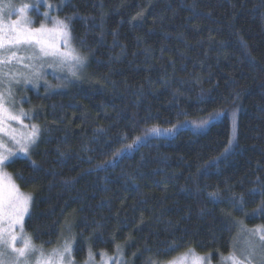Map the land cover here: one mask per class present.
Masks as SVG:
<instances>
[{
	"label": "trees",
	"instance_id": "16d2710c",
	"mask_svg": "<svg viewBox=\"0 0 264 264\" xmlns=\"http://www.w3.org/2000/svg\"><path fill=\"white\" fill-rule=\"evenodd\" d=\"M60 2L90 74L29 92L42 137L8 168L28 235L79 262L119 246L125 264L218 263L264 227V0Z\"/></svg>",
	"mask_w": 264,
	"mask_h": 264
},
{
	"label": "snow or ice",
	"instance_id": "6c2138e0",
	"mask_svg": "<svg viewBox=\"0 0 264 264\" xmlns=\"http://www.w3.org/2000/svg\"><path fill=\"white\" fill-rule=\"evenodd\" d=\"M49 7H51L49 5ZM29 5L25 4L19 8H14L11 3L3 2L0 0V13L5 12L7 9H13V11L19 14L20 19L10 22H5L0 18V74L8 76L9 73L6 70L13 62L23 65L26 68H31L32 64H25V59L30 61L42 60L46 57H54L58 61L59 66L62 68L68 65L69 71L73 76L76 75L75 68L85 63L86 57L81 56L74 47H72L70 41L72 39L69 24L65 20H55L53 29H48L41 23L37 28H31L28 25L32 21L27 17L26 13ZM43 15L46 18L48 13ZM71 20V17L67 18ZM55 33L63 42L65 51H61L55 43L51 41V35ZM21 52L30 53L29 55H21ZM43 65H41L42 67ZM51 66V65H49ZM33 76L37 79L40 78L39 68H36L33 72ZM33 76L26 77L27 83H34ZM19 81H17L18 83ZM8 96H11V91L8 90ZM6 98L0 93V134L8 136L15 145L18 146L17 150L21 153H27L29 146L36 143V140L40 136V127L36 124L31 125L30 132L27 135H23L21 138H17L14 134L15 129H7L5 127L6 121H17L23 124L22 117L29 114L20 109L18 115L10 113L9 109L5 106ZM219 113L210 114L209 120L215 119L219 116ZM233 119V139L229 141V147L225 149L227 153L232 146L233 140H235L236 131V112L232 113ZM209 120H202L198 126H206ZM24 127H28L24 125ZM169 132L172 129L167 130ZM151 132H160L159 128L153 127ZM141 138L137 137V141ZM135 143V142H134ZM127 147H131L130 145ZM15 155L12 148H9L2 139H0V264H31L30 254L38 251L31 242V238L27 235L18 237L15 231V227L19 225L20 232L23 233V220L25 215L29 213L31 206V194L22 193L19 187L14 183L12 177L4 171L6 162L9 161V157ZM218 193H210V196L216 197ZM7 226H4V225ZM247 231L258 234L260 245L264 247V227H258L257 229H248ZM20 240L22 246L17 247V240ZM257 245L252 242L247 244V252H243L241 259L237 257L235 253L225 257L226 260L232 262V264H253V259L256 255ZM71 244L65 241L63 250L55 249L53 253L44 257L43 252L40 253V258L35 261V264H54L53 256L58 257L59 264H63L64 254L71 255ZM120 248L117 246V252ZM191 251V250H189ZM10 255V259L8 258ZM105 258V261H111L113 258L109 257L107 253H101ZM187 258V254L178 257L168 264H183V261ZM89 259H92V253L89 252ZM71 264V259L69 260ZM119 264V261H117ZM259 264H264V253L259 256Z\"/></svg>",
	"mask_w": 264,
	"mask_h": 264
},
{
	"label": "rangeland",
	"instance_id": "374dc122",
	"mask_svg": "<svg viewBox=\"0 0 264 264\" xmlns=\"http://www.w3.org/2000/svg\"><path fill=\"white\" fill-rule=\"evenodd\" d=\"M55 1L56 0H3V2L11 3L14 8H19L25 4L29 5L26 15L32 21V23L28 26L31 28H37L40 26L41 23H43L48 29H53L55 27L54 25L55 20L57 19L64 20L59 18L58 16L57 11L59 9V6L55 5ZM58 1L60 2L61 0ZM49 5L51 7H49ZM45 12L48 13L49 18H46L43 15V13ZM0 18H2L5 22H10L20 19V16L19 14L15 13L13 9H7L5 12L0 13ZM65 22L69 24V29L71 31L70 22L67 20H65ZM71 36H72V32H71ZM50 38L53 43L58 45L61 51H65V46L62 40L55 33H52ZM70 43L72 47H74L81 56L86 57L85 55L80 53L76 48L73 37ZM20 54L27 56L30 53L21 52ZM24 63L32 64L33 66L31 68H26L23 65L16 64L15 62H13V64L9 65L6 69L9 73L8 76H3L2 74H0V93H2L6 98L5 106L9 109L10 113L13 115H18L20 109H23L24 112L29 114L28 116L22 117L23 124L17 121H6L5 127L7 129H15L14 134L19 139L23 135H27V133L30 132L31 125L36 124L40 127V136L36 140L35 144L29 146L28 152L26 154L19 152L17 150L18 146H16L14 141H12L8 136L0 134V139H2L3 142L9 148H12L13 151L15 152V155L9 157L10 162H6L4 166V171H6L12 177V180L19 187L20 191L22 193L27 194L25 191L21 189L14 175L8 170V168L18 160L29 159L34 148L40 142L42 137L41 126L35 121V110H32L31 95L29 94V92H33L36 94L37 92L39 93L41 89H44L49 93H52L57 90H72L74 88L75 89L80 88L81 86L83 87L89 80L90 68L87 58L83 65H79L75 68L76 71L75 76H73L69 71L68 65H65L64 67L61 68L58 64V61L54 57H46L42 60H35V61H30L28 59H25ZM41 65L43 66L41 67ZM36 68H39V73H40V78L38 79L33 76V72ZM28 76H33L35 82L27 83L25 78ZM17 81L19 82L17 83ZM8 90L11 91L10 97L8 96ZM24 125H27L28 127L26 128L24 127ZM235 136H236V131H235ZM232 138H233V129H232ZM32 207H33V199L31 200L29 213L25 215L23 220V229H24L23 233L20 232L19 225L15 227V231L18 237L24 235L30 237L26 231V223L31 216ZM4 226L7 225L5 224ZM247 230L248 229H243L238 234L231 254L235 253L237 257H240L242 259L243 258L242 253L247 252L248 242H252L253 244L258 246L256 255L253 259V264H259V256L261 255V253H264V247H259L260 245L259 235L253 234ZM31 242L38 250L30 254L31 264H35V261L40 258L41 252H43L44 257H48L53 253V250L55 249H59L62 251L65 244V242H63L58 246L46 248L45 246L43 247L41 245L36 244L32 238H31ZM67 242L71 244L72 251L70 256L68 253L64 254L63 264H69L70 259H71V264H117V261H119V264H125L126 262L125 255L123 254V252L116 253L114 255H108L113 259L107 262L105 261V258L101 255V253L97 255L93 254L92 259H89L88 257L86 261L79 262L75 258L74 242L70 240ZM21 246L22 244L18 239L17 247H21ZM8 258L10 259V255ZM53 261L54 264H59L58 257L53 256ZM183 264H232V262L223 258L219 260L218 263H213L209 257L201 256L194 252H191L187 254V258L183 261Z\"/></svg>",
	"mask_w": 264,
	"mask_h": 264
}]
</instances>
